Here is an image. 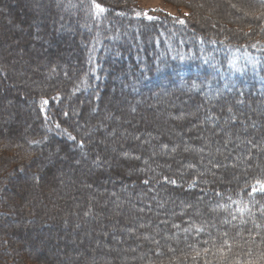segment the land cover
<instances>
[{
	"label": "trees",
	"instance_id": "1",
	"mask_svg": "<svg viewBox=\"0 0 264 264\" xmlns=\"http://www.w3.org/2000/svg\"><path fill=\"white\" fill-rule=\"evenodd\" d=\"M8 1L2 17L16 11L21 28L10 48L44 61L29 73L39 86L15 81L0 42V264H264V0L210 25L194 0H171L190 11L178 17L138 0H40L37 14ZM205 132L218 145L226 133L227 158L253 169L232 180L239 163L222 167ZM41 184L61 190L37 208ZM114 250L133 259L104 263Z\"/></svg>",
	"mask_w": 264,
	"mask_h": 264
},
{
	"label": "rangeland",
	"instance_id": "2",
	"mask_svg": "<svg viewBox=\"0 0 264 264\" xmlns=\"http://www.w3.org/2000/svg\"><path fill=\"white\" fill-rule=\"evenodd\" d=\"M18 1L21 4H26L27 3L30 6V8L32 9V12L36 11L35 12L36 14L38 12H40L42 7L45 6V4H46V0H45V2L41 3L42 7L40 6V0H35V3H32V0H18ZM226 1L228 2V4H230V6L232 8H234L238 12L237 16L233 17L234 15H232V14H230L228 12L222 13V14L214 13L213 12L214 8H215L214 5H216L214 0H194V3L199 6L198 14H199L200 18L205 20V22H207L208 25L213 24V21L214 22H219L221 20L222 21H227L228 19H231V18H233V19H241L244 15L252 16V15L255 14L254 9L249 8V6L247 7L245 4L240 2V0H226ZM241 1H246V0H241ZM0 2L8 3L9 1L8 0H0ZM33 2H34V0H33ZM6 3H4L2 5V7L0 8V10H1L0 11V42L4 43L3 46H2V49L5 48L6 51H7V54L11 55V58L14 57V60L12 59V62L13 61L16 62L21 67L20 68L18 66L19 69L16 70V73H12L10 71V67H8L9 71L12 73L13 77L16 76L15 81L19 80L22 83L25 82L30 87L32 85H38L39 86L40 83L38 84V81L35 78H32L29 73L31 72V70H36L37 65L42 63L44 60L42 59L40 61H38V60L34 61V59H33V61H32L30 59V57L28 56L27 57L28 59L26 58L28 64L26 63L27 64L26 65L25 63H22V57L20 55V50H13V48H10V44L12 43V41L10 40L11 35H13V32H16V31L19 32L21 28H20L19 24L16 23V21H14V17L16 16L15 15L16 11L14 12L13 10H11V12L9 14L10 16L7 15L5 17H2L1 12H2V10H6V9H4L5 7H7ZM253 3L254 2L251 1L249 4L251 6H254ZM97 6H99V7H97L98 11H101L102 10L101 6L100 5H97ZM137 9L142 10V12L144 14H146V15L147 14L148 15H152L151 13H153V14H155V13H163V14H168V15L176 16V17L187 15L190 12L187 7L179 6L176 3H173L171 0H138ZM255 17H256V15H255ZM12 20H13V23H12ZM34 23H32V25H34ZM3 24L5 25V27H3ZM25 37H26V35H25ZM22 77H24V78H22ZM5 100H6V97L2 96L1 91H0V109L2 107V109L0 110V128H2L1 124L3 123V121L5 119V116H6V111L4 112V110H6V109H4V106H6ZM116 105H118V107H121L122 109L125 110V116H123V119H121V120H126L127 118H129V116H131V115H129V114H131V107H128V106H124L123 107V105L121 103H118V102H116ZM22 107H24V106H22ZM251 108L253 109L254 112H256V111L259 110L260 106H256V105L253 104V106ZM164 115H168V117H171L172 114L171 113L167 114V112H166V113H164ZM164 115H162V117ZM177 115L179 116L180 114H177ZM162 117L158 118L155 115H153L152 119H154L156 121H154V122L151 121L152 124H154L155 126L157 125L158 127L164 128V124L160 120L164 119V117H166V116H164L163 118ZM229 118H230V115L228 114V115H226V117H224V120H228ZM261 119H262L261 123L259 121L257 122V124H260L261 127H260V132L255 131L256 132L255 136L257 138H255L254 145H256L257 147H259V149H262L264 151V116L261 117ZM247 124H248L249 128H252V126H254V124L251 123L250 121L247 122ZM115 126H116V124L113 125V127H115ZM116 129L118 130L117 127H116ZM184 129H186V127H184ZM168 130L170 131L171 129H168ZM176 132H178V131L177 130L176 131H172V134L174 133V135H175ZM229 133L231 134V137L233 138V139L232 138L231 139L233 141L235 139L233 144H231V149L238 148L240 146V143H242L243 139L239 140L240 138H238V137L234 138L235 135H234V133L232 131L229 132ZM215 134H217V133L215 132ZM203 136H204L203 149L204 148H205V150L209 149L210 152L213 153L214 157L220 156L222 158V163L220 164L222 167H229L232 164L239 163L237 166H235L233 169H231L233 172H229L232 175V176L231 175L229 176L230 178H232V180H234V178H236V177L238 178L240 175H242V174L246 173L247 171H250V170L253 169L254 165H250V164L243 165V164H240V161H239L240 156H239V158L235 159V156L232 155V161H230L227 158L226 155L229 153V148L227 147L226 142L227 141H232V140L230 138L228 139V135L226 133L224 134L223 139H221L222 141H221V144H219V145L212 143V141H214V139H215V136L214 135L212 136L211 133L205 132ZM246 139H248V137ZM210 144L213 145V146L210 147ZM179 145H180V147H181V149L183 151H186V150L190 151V149H194V148H190L189 149V147H183L184 146V142H179ZM153 148H155V146ZM153 148L152 149L150 148V151H148V152L149 153L153 152L155 149H156V152H159V150L157 148H155V149H153ZM197 148L199 149V147H197ZM210 152L204 153V155H206V154H208ZM200 161H201V159H200ZM204 161H205V163H207V165H212V163H213V162H210L207 159H205ZM109 162H113V160H110ZM64 178L67 179L68 177H64ZM71 178H73V177H71ZM57 190L60 191L61 189L58 188V187L47 188L45 186V184H41V185H39L37 187H36V185H33L32 194L33 193L34 194L38 193V196L37 195L35 196L36 198L34 199L33 204L38 208V204H39L38 201L41 198L40 195H42L43 198H45L44 197L45 195L48 196L49 193L51 195H56V193L58 192ZM66 195H67L66 191L63 190V192L60 195V197L62 198L64 196H66ZM41 204H43V201H41ZM36 226L37 225H32L30 227L32 229L31 233L34 232L33 229H34V227L36 228ZM23 227L24 228H28V227H25V226H23ZM24 228H23V230H24ZM166 239H169V238L166 237ZM170 239H171V241H173L172 238H170ZM44 245H45V243L42 242V244L40 246L43 247ZM37 246L38 245L32 244L29 249H25V250L27 252H29L30 254H33V253L36 252ZM124 250H125L124 253H128L127 249H124ZM101 251H104V249L101 250ZM113 252H114V254L116 253V255L112 259H107V260L103 261L104 263H108V262L111 263L112 261L114 263H118L120 261H129V260L133 259V257H130V256L128 258H122L121 259V257H118L120 255H119V253L116 250H114ZM138 252L135 251L134 255H136L137 257H140L142 253L140 254V252L139 253ZM46 253H48L50 255H58V252H56V250H54V248H47L46 249ZM146 253L148 254V250H146ZM76 254L77 253H75L74 251L70 252V257H75ZM59 255H60V253H59ZM90 262H92V261H89V263ZM89 263H85V264H89ZM168 263H171V262L170 261H164L163 263H160V264H168Z\"/></svg>",
	"mask_w": 264,
	"mask_h": 264
},
{
	"label": "bare ground",
	"instance_id": "3",
	"mask_svg": "<svg viewBox=\"0 0 264 264\" xmlns=\"http://www.w3.org/2000/svg\"><path fill=\"white\" fill-rule=\"evenodd\" d=\"M215 1V0H214ZM248 1V0H247ZM218 7V11L219 13H233L231 7L229 6V4L226 1L223 0H216L215 1ZM250 3V2H249ZM245 4H247V2H245ZM215 6V5H214ZM248 7V6H247ZM250 7V6H249ZM253 7V6H252ZM215 9V8H214ZM211 10V9H210ZM216 11V10H215ZM214 11V13H215ZM24 14V13H23ZM236 15V14H235ZM255 18V17H254ZM249 20V19H248ZM253 20V19H252ZM29 53V52H28ZM23 63V62H22ZM38 194V193H37ZM118 250V249H117ZM120 251V250H119ZM118 258V257H117Z\"/></svg>",
	"mask_w": 264,
	"mask_h": 264
},
{
	"label": "snow or ice",
	"instance_id": "4",
	"mask_svg": "<svg viewBox=\"0 0 264 264\" xmlns=\"http://www.w3.org/2000/svg\"><path fill=\"white\" fill-rule=\"evenodd\" d=\"M97 7H99V6H97ZM150 19H151V17H149ZM183 22V21H182ZM70 138H72V139H75L74 137H70ZM83 142L81 141V144H82ZM173 183H174V181H173Z\"/></svg>",
	"mask_w": 264,
	"mask_h": 264
}]
</instances>
